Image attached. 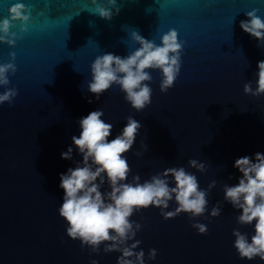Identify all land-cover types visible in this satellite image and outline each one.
Instances as JSON below:
<instances>
[{"label":"water","instance_id":"obj_1","mask_svg":"<svg viewBox=\"0 0 264 264\" xmlns=\"http://www.w3.org/2000/svg\"><path fill=\"white\" fill-rule=\"evenodd\" d=\"M17 2L26 5L31 17L26 32L20 31V21L13 22L14 46L0 43V64L16 65L7 88L18 93L11 105L0 104V264H116L120 253H104V244L99 254L89 255L88 246L81 248L79 240L69 238L58 214L64 196L60 174L74 168V161L82 162L72 136L82 131L79 120L98 109L113 124L109 141L122 132L129 116L141 124L125 154L132 169L127 182L139 174L143 183L181 166L197 176L202 190L216 181L203 216L190 219L181 213L165 220L153 206L134 213L130 219L142 225L135 251H144L145 264H264L258 257L240 259L233 229L250 240L255 222L238 224L240 210L223 193L224 184L234 186L242 175L233 167L236 159L264 154V95L243 91L247 82L257 87L264 42L240 27L253 9L264 19V0H116L115 6L97 0L112 9L111 20L99 17L92 0H0V20ZM170 29L183 42L180 72L174 86L162 93L160 70H147L152 96L144 110L133 109L116 84L99 101L88 91L97 56L125 57L139 48L133 31L162 46L161 37ZM5 90L0 86V93ZM70 146L73 159H62ZM190 159L204 163L205 172L190 168ZM109 190L105 183L102 191ZM217 202L222 211L213 218ZM177 206L173 199L166 211ZM194 223L205 224L207 234H199ZM153 248L157 256L149 260Z\"/></svg>","mask_w":264,"mask_h":264},{"label":"clouds","instance_id":"obj_2","mask_svg":"<svg viewBox=\"0 0 264 264\" xmlns=\"http://www.w3.org/2000/svg\"><path fill=\"white\" fill-rule=\"evenodd\" d=\"M92 3L97 5L96 12L100 18L112 19L111 8L98 4L97 0H92ZM107 4L115 6L116 0H107ZM119 11V8H115V14H119ZM258 11L253 9L246 12L249 19L241 21L240 27L258 42H264V19L257 14ZM30 17L31 12L24 3L13 4L9 17L0 20V43L14 46L17 33L10 31L13 22L20 21V31L26 32ZM131 36L140 47L127 56L105 53L95 58L90 66L92 78L88 91L99 101L103 93L116 84L125 94V101L140 112L151 104L152 88L149 83L152 76L147 70H160L162 80L159 88L166 93L174 86L179 75L183 42L178 39L175 29L162 35V46L144 38L138 31H133ZM9 55L14 61L15 53ZM257 66V87L253 89L252 83L247 82L243 88L246 95L253 97L264 95V61H259ZM15 72L13 62L0 64V86L6 89L0 93V104L8 102L11 105L18 94L16 89L7 88L10 83L8 74ZM89 103L92 101L89 100ZM103 116L104 112L98 109L79 120L82 131L79 137L72 136V143L82 156V162L74 161V168L69 167L66 173L60 174L59 187L63 189L64 196L58 214L67 224V236L79 240L81 248L88 246L91 249L89 255L99 254L100 246L104 244V253H120L116 264H145L144 251H135L141 241L134 238L142 225L130 219L134 213L153 206L160 209V215L165 220L181 213L189 214L190 219L203 216L208 210L207 197L216 186V181L213 180L207 189L202 190L197 176L181 166L167 168L143 183L139 174L132 175L131 182H127L132 169L125 154L132 149L141 124L129 116L122 132L109 141L113 124L105 122ZM141 148L147 151L146 144L142 143ZM72 153L70 146L61 153V158L72 160ZM133 155L139 157L143 152H134ZM188 166L200 173L206 170L205 164L196 159H190ZM233 167L242 175L238 184H224V200L240 210L236 217L238 224L244 226L255 222L254 235L250 240L247 233L233 229V246L240 259L252 261L258 257L264 262V154L255 153L254 160L249 156L238 158ZM105 183L109 191H102ZM170 183L175 186L170 187ZM173 199L178 206L173 211H166ZM221 211L222 205L217 202L210 216L219 217ZM192 227L201 235L207 234L205 224L194 223ZM129 241L134 242L129 244ZM156 256L157 250L149 249L148 259L155 260ZM91 264L99 262L92 260Z\"/></svg>","mask_w":264,"mask_h":264}]
</instances>
